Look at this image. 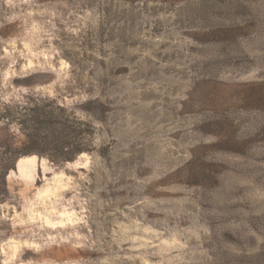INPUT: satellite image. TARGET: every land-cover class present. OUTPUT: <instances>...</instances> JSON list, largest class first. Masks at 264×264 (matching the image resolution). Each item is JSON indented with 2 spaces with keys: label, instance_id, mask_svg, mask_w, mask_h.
I'll return each mask as SVG.
<instances>
[{
  "label": "rangeland",
  "instance_id": "rangeland-1",
  "mask_svg": "<svg viewBox=\"0 0 264 264\" xmlns=\"http://www.w3.org/2000/svg\"><path fill=\"white\" fill-rule=\"evenodd\" d=\"M0 264H264V0H0Z\"/></svg>",
  "mask_w": 264,
  "mask_h": 264
}]
</instances>
